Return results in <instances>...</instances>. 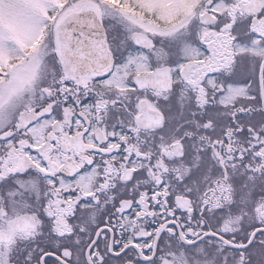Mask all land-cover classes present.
<instances>
[{"label":"snow or ice","instance_id":"snow-or-ice-1","mask_svg":"<svg viewBox=\"0 0 264 264\" xmlns=\"http://www.w3.org/2000/svg\"><path fill=\"white\" fill-rule=\"evenodd\" d=\"M0 264H264V0H0Z\"/></svg>","mask_w":264,"mask_h":264}]
</instances>
